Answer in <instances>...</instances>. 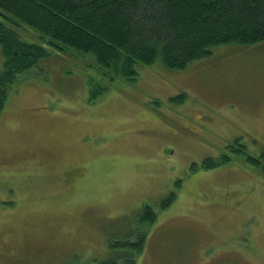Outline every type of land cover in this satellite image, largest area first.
<instances>
[{
  "label": "rangeland",
  "instance_id": "1",
  "mask_svg": "<svg viewBox=\"0 0 264 264\" xmlns=\"http://www.w3.org/2000/svg\"><path fill=\"white\" fill-rule=\"evenodd\" d=\"M62 47L18 77L0 117V264L110 261L140 226L138 264H264V173L231 153L264 152V42L180 71L138 64L135 82Z\"/></svg>",
  "mask_w": 264,
  "mask_h": 264
},
{
  "label": "trees",
  "instance_id": "2",
  "mask_svg": "<svg viewBox=\"0 0 264 264\" xmlns=\"http://www.w3.org/2000/svg\"><path fill=\"white\" fill-rule=\"evenodd\" d=\"M263 42L264 0H0L4 57L0 117L11 86L21 74L48 59L51 48L62 49L63 45L92 55L98 67L110 74V80L135 82L138 64L150 66L161 60L167 69L180 71L211 57L216 46ZM107 89L92 88L90 100L94 102ZM179 101L180 97L171 100ZM235 147L231 153L264 173V152L253 157L244 147ZM231 160V156L222 155L202 166L217 168ZM175 197L171 194L162 208L172 204ZM140 215L142 225L157 218L149 206ZM136 233L110 242L115 258L98 264H138L147 231L140 226Z\"/></svg>",
  "mask_w": 264,
  "mask_h": 264
}]
</instances>
